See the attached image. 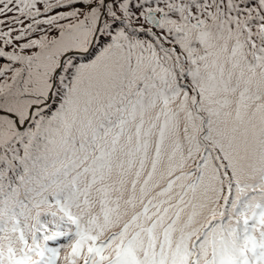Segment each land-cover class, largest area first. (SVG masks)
Instances as JSON below:
<instances>
[{"label":"snow or ice","instance_id":"obj_1","mask_svg":"<svg viewBox=\"0 0 264 264\" xmlns=\"http://www.w3.org/2000/svg\"><path fill=\"white\" fill-rule=\"evenodd\" d=\"M0 264H264V0H0Z\"/></svg>","mask_w":264,"mask_h":264}]
</instances>
